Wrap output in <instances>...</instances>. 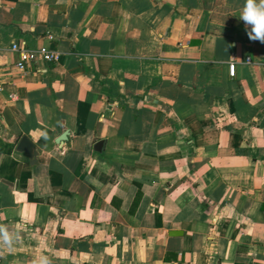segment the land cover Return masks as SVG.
Here are the masks:
<instances>
[{"label": "crops", "instance_id": "0c3cea01", "mask_svg": "<svg viewBox=\"0 0 264 264\" xmlns=\"http://www.w3.org/2000/svg\"><path fill=\"white\" fill-rule=\"evenodd\" d=\"M242 4L0 0V225L17 237L0 264H264V43ZM14 45L58 61L24 73Z\"/></svg>", "mask_w": 264, "mask_h": 264}, {"label": "clouds", "instance_id": "9594fccd", "mask_svg": "<svg viewBox=\"0 0 264 264\" xmlns=\"http://www.w3.org/2000/svg\"><path fill=\"white\" fill-rule=\"evenodd\" d=\"M244 22L249 39L264 43V0H243L237 15ZM17 239L6 226L0 225V245L11 247ZM32 264H51L50 259L41 255Z\"/></svg>", "mask_w": 264, "mask_h": 264}, {"label": "built area", "instance_id": "2783aa9c", "mask_svg": "<svg viewBox=\"0 0 264 264\" xmlns=\"http://www.w3.org/2000/svg\"><path fill=\"white\" fill-rule=\"evenodd\" d=\"M12 50L19 51L21 54V61L17 64V67L23 71L24 73H27L29 71L27 64L29 62H34L38 56H41L46 62H56L58 61V55L55 52H29L26 50H22L18 45H14ZM245 62L247 64L252 63V59L250 57H247ZM234 67H235V59H232L229 63V73L231 76L234 77ZM264 70V65H263ZM13 99L15 98L14 95L11 96Z\"/></svg>", "mask_w": 264, "mask_h": 264}, {"label": "water", "instance_id": "95a60500", "mask_svg": "<svg viewBox=\"0 0 264 264\" xmlns=\"http://www.w3.org/2000/svg\"><path fill=\"white\" fill-rule=\"evenodd\" d=\"M66 138H67V134L62 135L59 138L58 143L64 142ZM104 145H105L104 141H99L98 143H96L95 148H94L95 152L100 153V154L103 153ZM17 151L20 153H25L28 156L30 160V164L32 166L37 164V157L39 155V152L37 148L34 146V144L27 137H23L20 140L17 146Z\"/></svg>", "mask_w": 264, "mask_h": 264}]
</instances>
